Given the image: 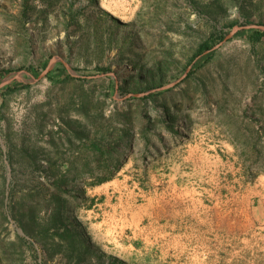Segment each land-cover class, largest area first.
Here are the masks:
<instances>
[{
    "label": "rangeland",
    "instance_id": "374dc122",
    "mask_svg": "<svg viewBox=\"0 0 264 264\" xmlns=\"http://www.w3.org/2000/svg\"><path fill=\"white\" fill-rule=\"evenodd\" d=\"M247 25L264 0H0V264H264Z\"/></svg>",
    "mask_w": 264,
    "mask_h": 264
},
{
    "label": "water",
    "instance_id": "95a60500",
    "mask_svg": "<svg viewBox=\"0 0 264 264\" xmlns=\"http://www.w3.org/2000/svg\"><path fill=\"white\" fill-rule=\"evenodd\" d=\"M241 28H254V29H260V30L264 31V26H262V25H247V26H243V27H241V26H235V27H233L231 33H232V32H235V31H237L238 29H241ZM57 59H58L57 56H53V57L49 60L48 64L46 65L45 69L42 71V73H41L40 76L46 74V73L48 72V70L50 69L51 65H52ZM9 81H10V79H2V80L0 81V88L3 87L4 85H6ZM170 85H173V83H171ZM166 87H167V86H166Z\"/></svg>",
    "mask_w": 264,
    "mask_h": 264
},
{
    "label": "trees",
    "instance_id": "16d2710c",
    "mask_svg": "<svg viewBox=\"0 0 264 264\" xmlns=\"http://www.w3.org/2000/svg\"><path fill=\"white\" fill-rule=\"evenodd\" d=\"M252 35L255 39L259 40L261 39L262 37H264V31L262 30H259V29H255V30H252ZM201 48L203 50H209L211 48V46L209 47L207 43H203L201 45ZM7 73V70H0V80L3 78V76ZM151 95L147 96V97H150Z\"/></svg>",
    "mask_w": 264,
    "mask_h": 264
}]
</instances>
